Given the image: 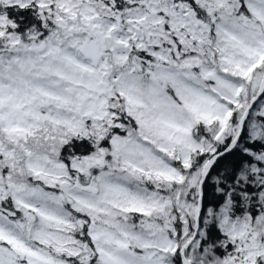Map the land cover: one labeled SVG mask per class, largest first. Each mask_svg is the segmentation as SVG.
<instances>
[{
	"label": "rangeland",
	"instance_id": "obj_1",
	"mask_svg": "<svg viewBox=\"0 0 264 264\" xmlns=\"http://www.w3.org/2000/svg\"><path fill=\"white\" fill-rule=\"evenodd\" d=\"M121 1L128 10L116 0H0L36 4L49 27L23 39L0 14V202L9 196L26 219L0 212V264H175L194 237L203 171L188 174L192 159L235 138L245 117L242 131L264 137V0H246L249 23L239 0H194L213 27L186 0ZM108 133V151L70 170L59 160L54 141ZM95 166L103 172L79 186L76 174ZM220 223L235 246L229 264H264V228L226 214ZM198 244L189 264H224Z\"/></svg>",
	"mask_w": 264,
	"mask_h": 264
},
{
	"label": "trees",
	"instance_id": "obj_2",
	"mask_svg": "<svg viewBox=\"0 0 264 264\" xmlns=\"http://www.w3.org/2000/svg\"><path fill=\"white\" fill-rule=\"evenodd\" d=\"M116 2L119 11L124 12L129 9L127 2L124 3L121 0H116ZM245 2L246 0H239L240 6L238 7L237 16L247 23L256 22L257 20L249 12ZM186 3L199 21L213 27V15L201 8L194 0H186ZM0 14L6 17L13 32L20 38L44 36L49 32L47 19L34 3L26 6L0 4ZM119 115L121 121L127 127L134 129V121L123 110L120 111ZM261 120L264 123V117H261ZM47 129L46 123L32 130L28 134V138H36L41 131ZM196 129L201 132L202 126L198 125ZM239 135L240 132L235 138L227 141V144L215 148L216 151L212 155L201 154L195 156L191 161V168L188 172L190 174L204 171L212 159L217 155H221L208 167L202 192L199 190L194 200L195 207H197L196 216H198V206L201 202V215L198 222L197 218L192 222V230L194 235L198 232V248L209 263L219 260L224 264H229L235 253V246H233L230 237L220 223L223 214H226L228 220L232 222L249 220L252 224L250 227L255 230L264 228V137L261 136L260 139L252 138L246 131ZM110 137V133L107 134V139H93L84 135L68 134L64 140L54 141V143L57 147L59 160L70 170L74 161L90 158L99 149L108 151V139ZM237 139L239 140L236 145L232 146ZM102 172L101 167L95 166L86 175L77 173L75 176L76 183L82 188L88 187L95 182ZM178 190L182 195L192 194L187 182H183ZM59 194L63 195V193ZM0 204V212L6 211L13 214L10 217L12 220L20 224L26 223L22 212L13 206L9 196ZM66 209L70 210L69 204L66 205ZM83 238L87 240L88 247L93 246L87 237V228L83 230ZM195 243L196 240L191 249L188 248L186 255L191 252ZM181 245L184 246V243ZM173 263L184 264L181 253L178 252L173 257ZM257 264L263 263L258 262Z\"/></svg>",
	"mask_w": 264,
	"mask_h": 264
},
{
	"label": "water",
	"instance_id": "obj_3",
	"mask_svg": "<svg viewBox=\"0 0 264 264\" xmlns=\"http://www.w3.org/2000/svg\"><path fill=\"white\" fill-rule=\"evenodd\" d=\"M263 86H264V83H263ZM262 97V93H260L257 97H256V99L252 102V104L250 105V107L248 108V110H247V113H246V116H248V112L257 104V102H258V100L260 99ZM245 119H246V117L243 119V121L241 122V131H240V135H241V133H242V128H243V125H244V122H245ZM239 135V136H240ZM238 140L239 139H237L233 144H232V146H234V145H236V143L238 142ZM221 155H217L214 159H212V161H210V163L206 166V168L204 169V171H203V179H202V183H201V186H200V191L202 192V187H203V182H204V180H205V177H206V173H207V169H208V167L214 162V161H216L219 157H220ZM201 196H202V194H201ZM201 215V202L199 203V206H198V219H199V216ZM198 219H197V222H198ZM195 239H196V236L192 239V241L188 244V245H186L185 247H184V249L182 250V253H181V255H182V259H183V262H184V264H189V262H187L188 260L186 259V257H185V253H186V251H187V249L189 248V246L195 241Z\"/></svg>",
	"mask_w": 264,
	"mask_h": 264
}]
</instances>
